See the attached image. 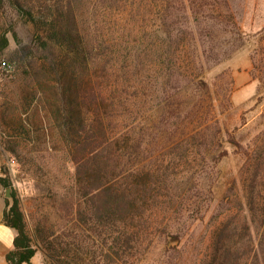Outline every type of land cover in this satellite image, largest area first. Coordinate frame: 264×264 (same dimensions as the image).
<instances>
[{
	"label": "trees",
	"instance_id": "obj_1",
	"mask_svg": "<svg viewBox=\"0 0 264 264\" xmlns=\"http://www.w3.org/2000/svg\"><path fill=\"white\" fill-rule=\"evenodd\" d=\"M0 1L10 5L0 11V24H10L0 33V50L10 47V32L17 35L16 20L25 18L34 26V41L18 47L11 61L34 72L39 112L34 122L19 111L2 116L4 142L25 169L30 157L17 145L32 139L28 124L34 125L36 142L64 146L61 157L75 167L77 190L67 208L77 225L92 231L90 236L102 237L103 264H122L126 254H142L156 236L166 243L172 237L184 247L177 249L178 262L168 254V264H264V206L255 194L258 160L247 200L238 199L235 208L212 218L203 248L190 257L188 231L204 220L191 214L196 198L186 193L194 188L181 187L165 168L148 161L156 132H164L169 117L182 112L178 90L196 79V0ZM207 4L202 0L198 9ZM211 4L217 17L232 16L219 10L225 8L223 0ZM35 167L43 168L34 155ZM0 183L13 181L0 174ZM3 222L17 230L8 263L32 264L38 249L15 190ZM51 234L37 223L36 235L49 242L58 264L80 262L84 236L56 242Z\"/></svg>",
	"mask_w": 264,
	"mask_h": 264
},
{
	"label": "rangeland",
	"instance_id": "obj_2",
	"mask_svg": "<svg viewBox=\"0 0 264 264\" xmlns=\"http://www.w3.org/2000/svg\"><path fill=\"white\" fill-rule=\"evenodd\" d=\"M196 1V50L192 53L196 56V79L178 90L176 103L182 112L169 117L164 132H156L153 154L148 158L151 166L161 165L181 187L194 188L186 193L192 200L196 198L191 214L204 216V220L195 221L188 231L187 257L203 248L212 218L235 208L238 199L247 200L258 161L255 194L260 207L264 206V0H223L225 8L219 10L232 16L219 17L213 0H208L204 10L198 9L202 0ZM9 7L0 1V11ZM9 25L0 24V33ZM14 27L17 35L10 32V47L0 50V121L2 116L19 111L34 122V115L39 114L34 102V72L12 62L11 57L18 47L34 41L35 30L25 18L16 20ZM4 60L10 66L5 68ZM28 127L33 128L32 139L19 140L17 145L20 153L30 157L25 169L27 165L4 142L0 125V174L13 181L11 186L0 183V194L6 204L14 190L21 198L38 249L32 264H58L48 249L49 242L45 244L36 235L40 221L56 242L78 234L86 238L82 241L86 249L83 258L71 264H103L102 237L90 236L92 231L77 225V218L67 208L77 198V190L75 167L62 158L64 146L56 147L48 139L36 142L34 125ZM34 155L43 168H34ZM9 187L12 195H8ZM179 248L184 247L174 238L166 243V238L156 236L142 254H126L128 261L123 259L122 264H168V254L178 262ZM10 250L0 242V264H9L6 255Z\"/></svg>",
	"mask_w": 264,
	"mask_h": 264
},
{
	"label": "crops",
	"instance_id": "obj_3",
	"mask_svg": "<svg viewBox=\"0 0 264 264\" xmlns=\"http://www.w3.org/2000/svg\"><path fill=\"white\" fill-rule=\"evenodd\" d=\"M5 206H6V202L4 201L3 197L0 194V242L6 244V246H8L9 248L10 247L12 248V246L10 245V239L16 233H15L14 228L6 226L3 222Z\"/></svg>",
	"mask_w": 264,
	"mask_h": 264
},
{
	"label": "built area",
	"instance_id": "obj_4",
	"mask_svg": "<svg viewBox=\"0 0 264 264\" xmlns=\"http://www.w3.org/2000/svg\"><path fill=\"white\" fill-rule=\"evenodd\" d=\"M2 65H3L4 67H8V66H10V63H9V61L4 60V61H2Z\"/></svg>",
	"mask_w": 264,
	"mask_h": 264
},
{
	"label": "water",
	"instance_id": "obj_5",
	"mask_svg": "<svg viewBox=\"0 0 264 264\" xmlns=\"http://www.w3.org/2000/svg\"><path fill=\"white\" fill-rule=\"evenodd\" d=\"M11 190H12V187H9V188H8V195H12V194H11Z\"/></svg>",
	"mask_w": 264,
	"mask_h": 264
}]
</instances>
